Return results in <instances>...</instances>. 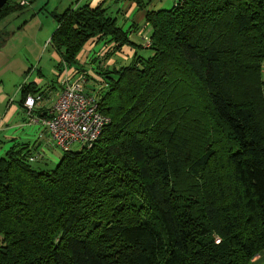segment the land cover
Returning a JSON list of instances; mask_svg holds the SVG:
<instances>
[{"label": "trees", "instance_id": "obj_1", "mask_svg": "<svg viewBox=\"0 0 264 264\" xmlns=\"http://www.w3.org/2000/svg\"><path fill=\"white\" fill-rule=\"evenodd\" d=\"M25 8L7 0L0 21ZM51 16L57 71L77 67L109 123L51 170L24 146L0 157V264H251L264 250V0L146 10L148 55L91 73L84 46L117 49L130 29L102 6ZM23 88V101L41 94Z\"/></svg>", "mask_w": 264, "mask_h": 264}, {"label": "crops", "instance_id": "obj_2", "mask_svg": "<svg viewBox=\"0 0 264 264\" xmlns=\"http://www.w3.org/2000/svg\"><path fill=\"white\" fill-rule=\"evenodd\" d=\"M159 1L145 0L146 8L142 10L130 0H55L52 9H43L50 15L51 21L38 20L39 14L35 13L37 16L31 19L29 24H26L27 21L21 24L23 27L20 30L14 29L10 38L0 48V155L2 156L12 145H18V148L27 147L32 156L37 157L33 164L39 163L46 168L47 165L55 164L56 160L57 164L60 161L62 153L57 155L53 151H48L46 154L44 146L48 149L51 145L37 120L55 104L62 90V81L65 78L75 80L80 76L78 74L80 70L71 66L57 71L56 66L61 63V58L51 47L48 57H44L43 46L49 42L51 28L54 26L51 16L53 13L61 14L69 8L74 9L82 5H88L90 8L102 6L106 9L107 15L116 20L117 26L125 31L130 29L128 34L130 43L117 49L97 40L89 41L84 46L77 56L78 67L91 73V67L96 65L93 60L103 68H117L127 65L134 55L148 51L143 44V38L150 35L149 26L144 19L145 11L155 10L152 8ZM47 2L49 3L50 0ZM31 3L30 0L27 6L30 7ZM32 23L35 25L34 33L29 35L24 31ZM44 27H47L48 32L44 31ZM2 30L4 29H0ZM19 37L29 39L30 43L25 49L18 48L19 44L17 49L16 45L10 46L9 43L12 41L10 39L14 41ZM38 40L43 42L36 45ZM262 73L264 81V65ZM30 84L40 89L42 95V101L36 104L31 118L26 114L22 97L23 87ZM251 264H264V250L254 257Z\"/></svg>", "mask_w": 264, "mask_h": 264}, {"label": "built area", "instance_id": "obj_3", "mask_svg": "<svg viewBox=\"0 0 264 264\" xmlns=\"http://www.w3.org/2000/svg\"><path fill=\"white\" fill-rule=\"evenodd\" d=\"M15 2L20 7H26L29 3L28 0ZM143 44L145 48L150 46L149 36L143 38ZM41 101V94L25 97L23 106L29 118L36 104ZM98 108V97L93 92H86L82 75L75 80L65 78L55 104L37 121L47 134L50 145L61 152L70 151L73 145L90 148L109 123V119ZM36 159V156H31L29 161L33 163Z\"/></svg>", "mask_w": 264, "mask_h": 264}, {"label": "rangeland", "instance_id": "obj_4", "mask_svg": "<svg viewBox=\"0 0 264 264\" xmlns=\"http://www.w3.org/2000/svg\"><path fill=\"white\" fill-rule=\"evenodd\" d=\"M30 0H28L29 2ZM32 3L29 6H27L21 13H17V14H13V15H10L8 17H6L5 19L1 20L0 21V29H4L5 31L7 32H13L14 29H17V27H19L21 24H23L24 22H27L26 24H29L30 23V20L33 19L34 17L38 15V17L40 19L38 20H41V19H47L49 21H51V17L50 15H48L47 11L48 9H52V6L54 4V1L55 0H50V2L48 3L47 0H31ZM173 2L174 0H160L159 2H156L155 5L153 6L152 9H169L172 5H173ZM37 6V8H35ZM34 9V10H33ZM43 9H46V10H43ZM37 13V14H35ZM37 20V21H38ZM36 21V22H37ZM53 28H51V32L50 34H52L53 30L55 29V23H53ZM35 25L34 23H32L31 25H29L26 29H25V33L29 34V35H32L34 33L33 29H34ZM44 31H47V27H44ZM49 34V36H50ZM10 38V37H9ZM12 41H10V46H15L16 45V49L18 47V44H19V47L18 48H24L26 46L29 45L30 41L28 38H20L19 39L17 38V40L15 39L13 41V39H10ZM48 41V40H46ZM41 42L43 41H39L36 42V45L40 44ZM33 43V41L31 40V44ZM45 46V47H44ZM43 46V52H44V57H48V54H49V51L51 50L50 49V45H48V43H46L45 45ZM47 47V49L45 50V48ZM28 50V48H27ZM21 51V50H20ZM22 53H24V51H22ZM25 55V54H24ZM141 55H147V51H145L144 53H142ZM23 61H25L23 59ZM45 61V59L43 60ZM80 147L77 146V145H73L70 149V151H77L79 150ZM44 150L46 152V154L49 152H55L57 155H60L62 152L52 146H49V148L47 149L46 146H44ZM1 157V155H0ZM57 165V160L55 162V164H51V165H47L46 168L42 165H40L39 163H36L34 164V166L38 169H54V167Z\"/></svg>", "mask_w": 264, "mask_h": 264}, {"label": "water", "instance_id": "obj_5", "mask_svg": "<svg viewBox=\"0 0 264 264\" xmlns=\"http://www.w3.org/2000/svg\"><path fill=\"white\" fill-rule=\"evenodd\" d=\"M7 3V0H0V11L2 7Z\"/></svg>", "mask_w": 264, "mask_h": 264}]
</instances>
